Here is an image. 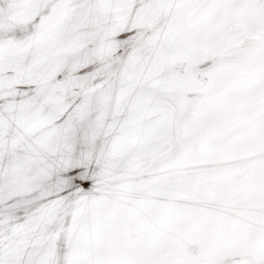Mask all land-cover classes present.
Here are the masks:
<instances>
[{
  "label": "snow or ice",
  "instance_id": "6c2138e0",
  "mask_svg": "<svg viewBox=\"0 0 264 264\" xmlns=\"http://www.w3.org/2000/svg\"><path fill=\"white\" fill-rule=\"evenodd\" d=\"M0 264H264V0H0Z\"/></svg>",
  "mask_w": 264,
  "mask_h": 264
}]
</instances>
